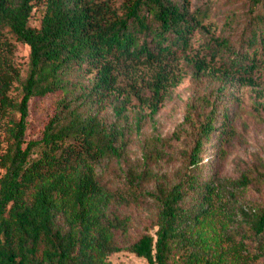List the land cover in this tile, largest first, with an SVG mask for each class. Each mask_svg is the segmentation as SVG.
I'll list each match as a JSON object with an SVG mask.
<instances>
[{
  "label": "trees",
  "instance_id": "16d2710c",
  "mask_svg": "<svg viewBox=\"0 0 264 264\" xmlns=\"http://www.w3.org/2000/svg\"><path fill=\"white\" fill-rule=\"evenodd\" d=\"M36 8L41 22L32 27ZM208 17V10L192 11L189 0H0V121L19 113L10 126V146L5 149L0 141V264H109L120 252L149 264L264 260V206L251 216V238L238 240L226 223L217 229L209 204L215 190L208 183L196 189L195 176L204 141L215 130L231 134L227 110L220 128L215 126L226 83L253 81L264 61V17L256 9L239 46L213 35L215 46L191 60L197 76L209 71L221 85L211 112L196 128L180 181L158 182L146 193L132 181L129 190L114 189L97 175L104 160L122 158L125 134L85 107L113 97L121 116L136 97L156 114L168 87L181 81L173 68L193 53V37L206 29ZM14 42L29 49L25 77L10 59ZM138 67L152 72L151 80L126 91L122 82ZM75 70L95 74L93 89L78 96V105L68 98ZM16 84L21 91L15 101L10 93ZM54 94L63 98L42 137L26 142L30 102ZM192 191L208 205L187 208ZM146 196L158 205L157 230L135 236L130 216L120 208Z\"/></svg>",
  "mask_w": 264,
  "mask_h": 264
},
{
  "label": "rangeland",
  "instance_id": "374dc122",
  "mask_svg": "<svg viewBox=\"0 0 264 264\" xmlns=\"http://www.w3.org/2000/svg\"><path fill=\"white\" fill-rule=\"evenodd\" d=\"M192 11L208 10L205 18L206 29L196 31L193 40V53L182 58L173 68L181 81L174 87H168L166 97L159 111L152 114L146 104L136 97L126 111L118 116L113 97L85 107L108 126L121 127L125 134L123 156L120 159L104 160L97 170L98 178L108 186L129 190L134 182L146 193L155 191L158 182L167 186L177 184L185 172V158L195 138L200 122L212 110L216 100V89L220 81L209 75V71L197 76L191 60L203 56L209 46H215L213 35L229 38L233 45L239 46L243 36L248 33L252 21L251 14L256 9L264 17V0H189ZM256 2H260L258 6ZM41 9L36 8L31 26L39 27ZM15 43V42H14ZM29 49L15 43L14 54L10 57L14 66L25 77L28 67ZM123 80L127 91L130 85L142 88L151 80L149 70L138 67ZM130 75L134 77L131 79ZM95 74L85 70H75L69 77L71 92L69 100L76 103L78 96L93 89ZM20 86L15 85L10 93L15 101L20 97ZM147 96L148 90L143 91ZM63 94H54L45 98H35L29 104L25 141L42 137L44 126ZM229 114L231 134L226 135L215 130L203 143L201 161L195 171L198 178L196 189L208 183L214 188V196L209 201L212 219L217 229L223 223L229 227L238 240L251 238L250 219L257 208L264 206V61L256 72L253 81L238 80L226 83L223 102L218 106L215 121L220 128L224 111ZM15 110L0 121V141L5 149L12 143L10 126L18 121ZM225 131L226 128H225ZM4 170L0 169V175ZM202 196L192 191L185 199L187 208H196L204 204ZM203 206V207H204ZM158 205L151 197H144L128 207H121L122 215L130 216L133 234H154L157 230L156 217ZM255 245L256 241L250 242ZM109 264H149L129 252L113 254ZM257 264H264V260Z\"/></svg>",
  "mask_w": 264,
  "mask_h": 264
}]
</instances>
